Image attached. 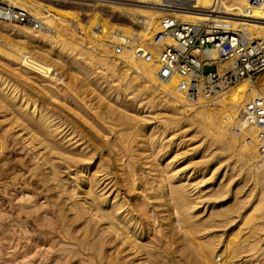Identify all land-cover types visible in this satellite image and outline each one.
Masks as SVG:
<instances>
[{"label": "rangeland", "instance_id": "obj_1", "mask_svg": "<svg viewBox=\"0 0 264 264\" xmlns=\"http://www.w3.org/2000/svg\"><path fill=\"white\" fill-rule=\"evenodd\" d=\"M36 1L55 4V6L61 4L60 8L79 13V18L87 25L96 22L100 17L107 18L113 21L115 29L127 18L119 8H136L141 5L138 3L139 0ZM66 17L69 25L57 24L58 30L67 35L61 37H68V42L86 50L89 46L87 41L91 37L84 34L79 27L74 28L76 23L73 22L72 16ZM57 21L58 19L54 18L53 23ZM80 37L85 41L82 45L78 40ZM3 40H5L4 36L0 34V41ZM87 50L92 51V49ZM39 52L40 50H34L35 58L40 57L38 59L41 61L44 56V59L47 58L46 53L42 52V55L45 54L42 56ZM82 53L83 51L73 52L71 59L82 67L92 69L91 62L94 61L89 60V57ZM66 63V66L60 70L63 78L60 77L59 81L53 82L47 75L42 73L40 75L44 77H41L39 74L30 73L29 70L0 55V79L16 87L19 95L21 92L29 95L33 93L37 103L41 105L39 111H43L44 106L48 108L52 105L61 109L79 125L88 129L97 139V143L106 146L101 152L99 146L94 149V146L85 139L76 142L80 139L79 135L75 137L78 134L75 131L77 128H71L61 115L53 117V123L62 125L61 129L64 131L60 136L53 135L52 139L61 141V136L73 133L70 138L61 141L62 144L70 150L78 148V152L85 156L90 155L91 159L83 163V167L76 165L74 171L73 168L67 167L66 162L63 163L56 158L57 156L47 154L45 145L39 143L38 135L33 141L31 137L34 132L17 121L8 107L0 108V264H104L99 254L100 247L96 245V242L103 237L105 241H109L105 250L110 254L114 252L115 256L118 250H124L125 247L121 248L119 245V239L110 243L114 240L113 235L103 234L105 223H95L92 218L95 211L77 217L76 211L72 209L76 204L85 209L90 206L92 200L86 196V192L90 189L92 179L98 180V185L94 184V192L99 197L106 198L108 203L114 201V195L117 193L124 202L141 203L143 211L138 215L140 219L142 218L141 222L146 230L141 240H144H142L144 244H148V241L157 243L162 229L168 227L167 221L172 220V218L169 220L170 216L166 212L158 213L159 218L154 219L155 213L160 212L161 209L156 207V195L165 190L167 193V184L159 188L158 184H155L154 189H149V186L145 185L147 177L155 179L164 174L162 171H153V163L157 159H160L163 166L168 162L171 164L169 170L174 171L175 180H181L177 185L185 189L191 201L198 203L192 211L197 219L202 222L215 220L213 226L198 233L200 241H207L215 236L219 243L218 249L223 250L231 240L234 244L245 246L244 251L233 264H264V217L262 216L264 200L259 204L262 188L253 174L254 171L249 169L252 166L244 165L239 160L240 146L235 144L227 148L228 140L224 143L214 142L200 126L192 124L194 119L191 112L189 115L174 114V110L164 102L165 98L156 97L145 90L131 93L130 89L125 90L123 84L112 81L111 87L106 89H109L113 95H119V97L111 95L109 99L118 113L116 124L119 126L115 125L116 117L104 109L107 99L99 95L100 90L91 87L86 77H79L72 61L67 59ZM210 71H214V67L205 68V72ZM241 86L246 84L235 88ZM11 103L20 108L18 101ZM176 124L178 126H175ZM68 139H72L69 144ZM134 140L137 143L132 144ZM151 141L156 143L150 144ZM47 158L53 159L52 162L56 164H62L58 168L63 172L61 181L53 182L47 179L52 170L50 167L52 162L44 165ZM104 160L109 161V174L100 172ZM138 164H141V167L135 166ZM133 170L136 173L134 178L131 176ZM124 171L128 175L125 182L122 175ZM189 171H198L200 177L196 174L197 177L188 178L186 173ZM136 183H140L142 188L135 190L133 185ZM256 205H259V210L254 211ZM226 208L235 210L225 212ZM217 212L222 213L223 216H212ZM250 213L253 214L255 228L260 232L252 238L248 237L251 226L243 225L245 217ZM135 214L137 215L136 212ZM226 217L229 221H226ZM174 231L180 232L178 229H173ZM178 235L183 236L182 232ZM166 243L167 240L161 238L159 246L167 254H171L168 255L173 258V262L165 264H191L187 258L179 256L181 254L179 251L176 253L175 245L171 248ZM123 250L121 256L128 264H132L134 256L128 250ZM145 258L146 255L140 254L141 261ZM222 263L223 260L220 264Z\"/></svg>", "mask_w": 264, "mask_h": 264}, {"label": "bare ground", "instance_id": "obj_2", "mask_svg": "<svg viewBox=\"0 0 264 264\" xmlns=\"http://www.w3.org/2000/svg\"><path fill=\"white\" fill-rule=\"evenodd\" d=\"M3 1L7 3L9 2L11 6L14 5L13 7L27 9L32 15L41 18L44 26L42 29L36 30L32 25L23 26L15 23H6L4 21H0V34H2L5 39L0 41V55L2 57L6 58L8 61L20 65L22 68L27 69V71L29 70L30 73L36 75L43 73L44 75H47L49 79L53 80V82H55L54 80L59 81L60 77L63 76L60 70L66 66V61L69 59L75 66L78 75H80L79 77H86L88 84L91 87H97L96 89L100 90L99 95L103 96L102 98L107 99L104 109L109 111L112 116L115 115V125H118L116 124L118 121V113L113 107L114 104L109 100L113 94L109 89H106V87H111L112 81H117L118 83L123 84L125 86V90L130 89L131 93L145 90L156 97L165 98L164 102L168 104L172 110H174V114L180 113L183 115H189V112H191L193 114L192 118L194 119L192 124L200 126L202 131L206 135H209L214 142L224 143L228 140L227 148H231L235 144L240 146L238 153L239 160H241L244 165H249V167L252 166V168L249 169L254 171L253 174L256 176L257 182L262 188V198L260 199L259 204L264 200V164L261 161V156L257 149V141L251 129H243L239 127L240 131L237 130V119L239 117L241 108L243 107L244 103L256 96L259 87L252 85L249 81L245 80L239 85L246 84V86L232 89L230 92L225 94L215 106H187L177 88L179 78L175 77L170 81L165 82L161 81L157 77L158 60L161 47L159 45L157 46L153 44V36L160 31L158 18L161 16V13L156 8L159 0H139L138 3L141 5H138L136 8H119L127 18L124 20V23L118 25L116 29L113 21L111 22V20L104 17H100L96 22H90L87 25L79 18V13H75L73 10L64 9L62 7L60 8L61 4L60 6H55L54 3V5L44 4L36 0ZM250 1L251 0H198V8H200L201 12L184 15L182 18L185 21L192 22L214 19L216 22L231 26L233 29L241 28L242 30H246L255 37L264 40V19L257 18L260 20H248L242 17L245 13V9L251 7ZM211 13H213V16H211ZM214 13L219 15L216 16ZM66 16L73 17V22L76 23L74 28L79 27L82 29L84 34L91 37V39L87 41V44L89 45L87 49H92V51L87 49L83 50L76 44L68 42V37H61L62 35H67H64L62 31L58 30L57 24L61 23L66 25L68 23ZM54 18L58 19V21L55 23H53ZM121 35L135 37V41L132 43L131 48L124 49L121 55H116L113 49V43L119 42V37ZM99 38L101 41H97ZM83 39L84 38L82 37L78 38V40L81 41V45L85 42ZM167 42L172 43L171 40H168ZM135 44H137V46ZM135 46H145L150 52V56L146 59H137L134 51ZM34 50H40V55H42V52L46 53L47 58L44 59V56L42 61L41 59H38L40 57L35 58L36 55L33 54ZM75 51L80 53L83 51L82 54L87 55L89 60L94 61L93 63L91 62L92 69L90 67V69L82 67L80 64L71 59V55ZM94 52H97V54ZM209 53L212 58H215L217 55V52L214 50L210 51ZM53 57H56V60ZM94 73H96L95 76H93ZM136 88L138 90H135ZM34 97L35 95L33 93H30L29 95L28 93L26 94L21 92L19 95V90H17L16 87H12L9 85V83H6V80L0 79V108L8 107L11 114L15 116L17 121H20L22 125L34 132V135L31 137V139L33 140L34 137L38 135V139H40L39 143H43L45 145L44 147L47 150V154L57 156L56 158L60 159L63 163L66 162L68 168H73L75 171L74 167H76V165H81L80 167H83V163H86V161L91 158L90 155L85 156L79 153L78 148H73L70 150L62 144L63 140L70 138L69 136L71 135H74L71 133V131V134H65L64 136H61L62 142L52 139L53 135L60 136L64 131V129H61L62 125L53 123V117L61 115L71 128H77L75 131L78 134L75 137L79 135L80 139H77L76 142L85 139V141L89 142L91 146H94V149L97 146L100 147L99 150L101 152L105 149L106 146L97 143V139L94 138L88 129L79 125L78 122L74 121V119H71V117H69L61 109L52 105L48 108L47 106H44L43 111H39L41 105L40 103H37ZM113 97H119V95L114 94ZM12 101H18L20 108H17V105L11 103ZM175 126H178V124ZM75 137L72 139L74 140ZM72 139H68V144L72 141ZM120 141H122L121 138ZM134 143H137V141H132V144ZM155 143L156 141L150 142V144L153 145ZM86 145H88V143ZM109 155L110 153H108L107 156ZM52 161L53 159L47 158L44 165H47ZM61 165V163L56 164L52 162L50 165L52 170L49 172L47 179H51L50 181L53 182L61 181V175L63 172H61L62 170L60 171L58 169ZM170 165L171 164L168 162L166 166H163L160 162V159L155 160L153 163V171H162L164 174L159 176V178L155 177V179H149L147 177L145 181V185H148L149 189H154L155 184H158V188L165 184L168 186L167 193L166 190L161 191V194L156 195L155 198L157 201L156 207L161 209L160 212L155 213L154 219L157 220L158 213L164 212L168 213V216H170L169 220L172 218V220L167 221L168 227L162 229L161 237L159 240H157V243L148 241V244H144L142 242L143 239L141 240V238L146 234V230H144L143 223L141 222L142 218L140 219L138 215L139 212L143 211L141 203H135L131 201L128 203L124 202L118 193L114 195V201L112 203H108L106 198L103 196L99 197L93 190L94 184L96 183V185H98L97 179H92L90 181V189L86 192V196L92 200L90 206L85 209L76 204V206H74L72 209L76 211L77 217H81L83 214H88L89 211H95V214L92 216L95 223H105L106 227L102 230L103 234L113 235L114 240H112L110 243L114 242L116 239H119L120 247H125L124 250H128L130 254L134 256L132 264L172 263L173 258L169 257L171 254L168 253V255L167 252H165L159 246L161 243V238L167 240L166 244L168 247L173 248L172 245H175L174 250L177 249L176 253L180 252L181 254H179V256L184 259L187 258L191 264H220L222 260V264H233L234 260L240 257V254L244 251L245 246L238 243L234 244L231 242V240H229L227 245H225V248L220 250L218 249L219 243L215 236L210 237L207 241H200L198 239V233L203 232L209 226H213L212 223L215 220H206L202 222L201 220H198L199 218L197 219V216L192 211L198 203L191 201L187 196L185 189L177 185L178 183H181V180H175L176 176L174 171L171 170L173 172L171 174V171L169 170ZM135 166L138 168L141 167V164ZM101 167L102 169L100 172L109 174V161L104 160ZM134 173L135 170H133L131 175L133 178L135 177ZM197 173L198 171H189L186 174L188 175V178H191L196 176ZM122 175L125 182L128 175L125 171L122 173ZM197 176L200 177L198 174ZM134 180L136 181V179ZM139 184L140 183H136L133 185L135 190L142 188V186ZM114 185L115 184H113V186ZM103 204H105V206ZM258 207L259 205H256L254 209H252L256 211L259 210ZM234 210V208H226L224 211L232 212ZM214 215L216 217L223 216L220 212L213 213L212 216ZM262 216L264 217V209L262 211ZM253 219V214L250 213L245 217L244 224L242 223L244 226H251L249 232L250 235L248 236L249 238H252L260 233L259 229L255 228L256 223L253 222ZM227 220L228 218L226 217V221ZM173 229H178V231L182 232L183 236L178 235L180 232H173ZM100 239L101 240L96 242V245L100 247L99 254L101 255V261H103L104 264H128L125 258L121 256L123 249L121 251L118 250L114 256V252L110 254L107 252V250H105V246L109 244V241H105L104 237L103 239ZM142 253L146 255L144 261H141L140 259V254Z\"/></svg>", "mask_w": 264, "mask_h": 264}, {"label": "built area", "instance_id": "obj_3", "mask_svg": "<svg viewBox=\"0 0 264 264\" xmlns=\"http://www.w3.org/2000/svg\"><path fill=\"white\" fill-rule=\"evenodd\" d=\"M250 4L242 17L264 19V0H251ZM156 8L161 13L160 31L153 36V44L161 47L157 77L165 82L179 78L177 88L187 106H215L245 80L259 87L256 96L241 108L237 130L241 127L253 131L264 164V40L214 19L185 21L184 15L201 12L198 0H159ZM0 21L32 25L36 30L44 26L42 19L27 9L13 7L3 0ZM134 41L135 37L121 35L119 42L113 43L115 54L121 55ZM136 46L137 59L150 56L145 46ZM212 50L217 52L215 58L210 56ZM206 67H214V71L205 72Z\"/></svg>", "mask_w": 264, "mask_h": 264}]
</instances>
